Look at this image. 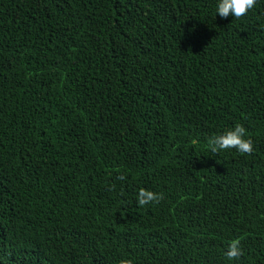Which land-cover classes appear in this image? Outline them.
<instances>
[{"label": "trees", "instance_id": "trees-1", "mask_svg": "<svg viewBox=\"0 0 264 264\" xmlns=\"http://www.w3.org/2000/svg\"><path fill=\"white\" fill-rule=\"evenodd\" d=\"M217 4L0 0V264H264V0Z\"/></svg>", "mask_w": 264, "mask_h": 264}, {"label": "clouds", "instance_id": "clouds-1", "mask_svg": "<svg viewBox=\"0 0 264 264\" xmlns=\"http://www.w3.org/2000/svg\"><path fill=\"white\" fill-rule=\"evenodd\" d=\"M256 0H218L217 13L221 18H240L245 16L249 9L253 8ZM246 128L241 124H236L233 128L224 131L222 134L213 136L209 140L210 151L213 154L221 150L236 149L241 154L251 155L254 151L253 142L250 138H246ZM118 179H125L123 175ZM138 204L145 206L150 203H158L163 199V194L155 193L150 190L141 188L138 194ZM242 255L241 241L233 239L228 246L226 256L229 260H234ZM119 264H132L131 260L121 259Z\"/></svg>", "mask_w": 264, "mask_h": 264}]
</instances>
